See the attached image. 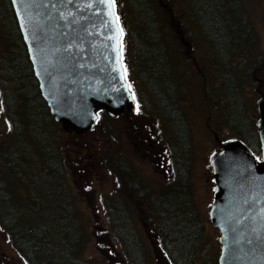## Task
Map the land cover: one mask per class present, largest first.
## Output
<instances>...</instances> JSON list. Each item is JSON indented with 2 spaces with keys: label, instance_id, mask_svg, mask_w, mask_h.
I'll use <instances>...</instances> for the list:
<instances>
[{
  "label": "rangeland",
  "instance_id": "1",
  "mask_svg": "<svg viewBox=\"0 0 264 264\" xmlns=\"http://www.w3.org/2000/svg\"><path fill=\"white\" fill-rule=\"evenodd\" d=\"M242 2L253 22L255 34L258 36L255 50L264 58V0H242ZM156 3L160 8L166 6L171 9L166 11L170 15L168 17H165V14L162 15V11H160L161 17L159 19L162 20V34L167 39V42H161V48L164 46L167 53L169 51L174 52L175 59L181 57L180 60L176 61L177 74L186 75L187 71L189 73L190 64H193L195 69L204 68L210 72L211 76L213 70L209 59L211 51L205 50L200 45L201 42L190 41L185 36V30L181 23L184 17L180 16L178 20L175 17V13H184L183 1L156 0ZM222 4L223 1L218 0V6L221 7ZM2 10H0V153L5 150V153H9V149L5 148L15 135V133L12 134V122L15 121L17 131L28 129L32 134L27 138V143L16 142V145L14 142L13 145L14 151L20 155V162L23 163L21 164L22 167L16 168L23 170V173L17 175L9 169L0 173V254L2 255V264H27L20 251L12 245L11 233L7 225L9 223L19 224L21 221L27 220L41 225L46 224L52 212L48 213L40 206L42 204L48 205L49 200H51V206L55 202L52 198L43 197L41 187L44 186V192H48L47 184L34 181L35 178L43 180L41 178L43 175L46 176V179L52 178L50 171H46L48 163L44 160L46 144L42 146L33 132L37 117L34 106L39 99L36 97L33 85L30 84V76L24 73L20 77L14 70L19 60L21 61L19 56L17 61V56L12 55V44L18 43L15 41L17 40L16 28L8 8L2 7ZM6 15L8 23L3 22L2 19L3 17L6 20ZM143 20L146 21V18ZM154 20L153 15H148L146 23L154 24ZM224 21L226 22V20ZM221 27L225 28L224 25ZM179 30L182 31L185 44L181 43L178 37L177 32ZM7 34H9L8 37ZM138 40L144 58L146 56L144 45L149 51L150 44L143 42L141 27ZM121 51L123 59H125L124 65L127 68L132 91L136 92L137 90V93L143 94L142 98H145L147 91L134 71L136 70L137 55L132 42H123ZM219 52L222 54L221 51ZM253 76L254 79L251 83H256V85L250 87L248 83L244 82L243 91L246 95L243 112H245L246 132L248 134L251 128V133H253L247 137L255 143L253 137L257 133L256 122L259 117L257 103L264 99V66L260 72ZM4 77L8 78L7 86L10 89H6ZM20 78L29 82L28 92L31 95L26 97L18 90ZM158 82L161 83L162 79H158ZM175 84L180 86L182 90L181 105L179 104V106L186 115V122L190 127L192 138L189 150L184 153V148L180 147V161H184L182 164L186 167L187 185L195 210L193 212L202 227V240L198 245L195 263L202 264V260L206 259L209 264H217L216 259L220 250L217 243L219 232L211 225L208 216L214 186L210 157L220 148L223 141L237 139L235 137L238 134L229 128L227 119L220 115V110L211 105L209 89L206 90L200 76L194 77L190 73V77L176 79ZM137 107L131 113H123L113 117L104 112L108 117L104 116L101 124L97 123L92 130L82 135L64 132L62 128L57 130L55 134L57 142L54 141V143L60 149V161L65 170L66 182L73 205L76 208V220L83 225L86 238L84 243L81 242L79 250L69 258L72 264H127L122 257L121 245L109 230L108 219L105 215V208H103V204L105 203L106 206L115 194L123 203H126L127 206H121L129 212L138 238L137 243L127 251L128 254L134 255L131 257L136 264L141 261L139 250L142 252L144 250L146 256L144 264H162L161 260H165L157 247L156 223L154 222L156 218L151 215L150 198L148 196L143 197L148 199L149 203L131 201L134 192L130 190L127 172L133 175V180L138 187L145 185L158 191L155 194H159L160 189L171 191L174 186H180V183L172 180L173 168H170L172 155L168 149L170 146H176L169 126L158 115L156 108L150 105L144 110L140 104ZM43 131L47 136V128H44ZM44 138L42 137L41 140ZM50 144L52 145V143ZM19 146L23 147L21 152ZM176 154L177 149L174 150V155ZM149 156H154L157 163L153 164ZM1 166L6 168L0 155ZM24 180L27 182L24 183ZM179 198L180 196H174L171 201L164 202L163 205H171L170 207L176 210L181 204ZM101 199H104L105 202ZM16 204L22 208L30 206L29 211L31 212L22 211V213L20 209L13 208V205ZM30 213L31 215H29ZM38 214H41L42 218L39 219ZM28 215L31 217L29 218ZM51 224L53 223L51 222ZM177 224L174 222L178 229L179 225ZM64 228L68 229L69 226L66 224ZM77 235H79L78 230L76 231ZM61 236V241L52 236L50 245L54 249L53 252L67 243L68 238L65 231L61 233ZM55 240L57 241L55 242ZM164 243H171V241H164Z\"/></svg>",
  "mask_w": 264,
  "mask_h": 264
},
{
  "label": "trees",
  "instance_id": "2",
  "mask_svg": "<svg viewBox=\"0 0 264 264\" xmlns=\"http://www.w3.org/2000/svg\"><path fill=\"white\" fill-rule=\"evenodd\" d=\"M182 1L185 7L184 13H175V17L177 20L180 16L184 17L181 23L185 30V36L190 41L201 42L202 44L200 45L205 50L211 51L209 58L210 64L213 67L211 76H209V71L207 72L204 68L197 70L193 64H190L189 73L187 71L186 75L177 74L176 61L180 60L181 57L175 59L176 55L174 52L169 51L167 53L164 46L161 48V42H167V39L162 34V20L159 19L161 17L160 11H162V15L165 14V17H168L170 15L166 11L171 10L170 8L164 5L165 8H160L156 0H113V5L118 24L123 33L122 43L132 42L137 55L135 61L136 70L134 71L138 80L147 91L145 98H142L143 94H138L136 90L135 96L138 101V107L140 104L144 110L150 105L156 108L158 115L169 126L176 146H170L169 152L172 155V166L176 175L174 179L180 183L177 189V194L180 196L179 199H181L180 206L174 210L170 207L171 205H163L164 202L171 201L175 196L171 191L166 194L165 191L159 194H147L150 200H152L149 207L151 208V215L153 218H156V221H154L156 223V239L164 255L167 256L172 264H196L195 256L198 245L202 240V227L194 215L193 201L187 185L186 167L182 164L184 161H180V147L184 148L185 153L190 149L192 138L190 127L186 122V115L179 106V104L181 105L182 90L180 86L175 84L176 79L190 77V73H192L194 77L200 76L205 87L211 86V91L209 92L211 105L215 109L220 110V115L227 119L229 128L233 129L240 136L235 138L243 141L251 152L257 156L260 151L257 133L253 137L255 143L251 142L247 137L253 133H251V128L248 134L246 132L245 112H243L246 93H244L243 88L245 86L244 82L248 83L250 87L256 85V83H251L254 79L253 75L261 71L262 66H264V58L255 50L258 36L255 34L253 22L242 0H222L223 4L221 7L218 6V0ZM2 7H7L10 10L11 4L9 0H0L1 11H3ZM148 15L154 16V24L146 23ZM144 18H146V21L143 20ZM2 19L3 22L8 23V20H5L3 17ZM221 25H224L225 28L223 29ZM140 27L142 28L143 42H148V45L150 44L149 51H147V46L144 45V52L146 54L144 58L142 57L141 44H139L138 40ZM15 28V36L17 38L15 41L18 43L12 44V55L17 56V61L19 56L21 61L19 60L14 70L20 77L24 73L30 76V84L33 85L36 97L39 99L34 106L37 117L36 125L33 128L35 131L33 132L36 134L37 137L35 136V138H38V140L46 136V133L43 131L44 128H47L48 134L46 136V146L44 147V160L48 163L46 171H50L52 180L46 179V176L43 175L41 177L43 180L35 178L34 181L47 184L49 187L48 192H44V186L41 187L43 197L52 198L55 203L51 206V200H49L48 205L42 204L40 206L47 210L48 213L52 212L46 224L41 225L27 220L21 221L19 224L9 223L7 226L11 233L12 245L20 251L27 264H72L69 258L79 250L81 242L83 241L84 243L86 238L84 236L83 225L76 220V208L73 205L66 182L65 170L60 161V149L54 143V141L57 142L55 134L57 130H60L61 126L54 121L45 101L39 95L37 81L33 76L25 45L19 29L17 26ZM177 34H179L178 37L181 43L185 44L186 41L183 39L182 31L179 30ZM4 78L6 81L5 86H7L8 78ZM158 79H162V82L159 83ZM214 80H216L215 84L213 83ZM18 85V90L23 95L26 97L31 95L28 92V81L20 78ZM7 88L10 89L8 86ZM104 116L108 117L104 112L98 113L96 125L97 123L101 124ZM228 130L231 131L230 129ZM31 134L28 129L17 131V133L15 132L13 142H19L20 144L27 143V138ZM19 147V151L21 152L23 147ZM175 149H177L176 155H174ZM3 157L7 170L9 169V171L17 175L23 173V170L16 168L22 167L21 164L23 163L20 162V155L14 151L13 146L9 149V153H6ZM40 174L42 173L40 172ZM127 177L135 188L132 198L135 196L143 198L145 196L144 192H141L145 191L143 185L140 189L135 184L133 175L129 172H127ZM129 180H127L128 183ZM26 182L24 180V183ZM54 184L55 186L53 187ZM115 195L111 197L110 202L108 201L109 203L106 206L105 203L103 204L105 215L108 219V227L121 245L124 261L127 264H136L135 260L131 257L134 255L131 254L130 256L127 252L137 243L138 238L134 230V224L129 212L119 205L120 202L118 201L120 199ZM101 200L105 202L104 199ZM124 204L126 205V203ZM13 208L20 209L21 212H31L29 211L30 206L22 208L16 204L13 205ZM38 218H42L41 214H38ZM174 222L178 223V229L174 225ZM77 223H79L78 226ZM66 224L69 226L68 229L64 228ZM77 230L79 235L76 236ZM63 231L67 234V243L53 252L54 249L50 245L52 236L61 241V233ZM164 241H171V243H164ZM77 245L79 246L76 248ZM139 255L141 259L139 264H144L146 261L144 250L143 252L139 250ZM202 264L209 263L206 259H203Z\"/></svg>",
  "mask_w": 264,
  "mask_h": 264
},
{
  "label": "water",
  "instance_id": "3",
  "mask_svg": "<svg viewBox=\"0 0 264 264\" xmlns=\"http://www.w3.org/2000/svg\"><path fill=\"white\" fill-rule=\"evenodd\" d=\"M42 98L65 132L82 135L99 111L133 112L112 0H10ZM260 158L240 140L210 159L209 219L218 264H264V99L257 103Z\"/></svg>",
  "mask_w": 264,
  "mask_h": 264
},
{
  "label": "flooded vegetation",
  "instance_id": "4",
  "mask_svg": "<svg viewBox=\"0 0 264 264\" xmlns=\"http://www.w3.org/2000/svg\"><path fill=\"white\" fill-rule=\"evenodd\" d=\"M9 11H10V13H11V18H12V20H13L14 25L17 26V28H18L17 21H16V18H15V15H14V12H13L12 7H11V9H10ZM6 20H8L7 15H6ZM207 72H208V71H207ZM209 76H210V75H209ZM213 83L215 84V83H216V80H214ZM0 87H1V86H0ZM207 88L209 89V92H210V91H211V86L206 87V90H207ZM37 89H38V85H37ZM256 89L258 90V87H257ZM0 90H1V88H0ZM38 92H39V89H38ZM39 95H40V92H39ZM40 96H41V95H40ZM0 97H1V91H0ZM15 125H16V123L12 122V134L15 133V132L17 133V129L15 128ZM13 139H14V137H13ZM13 139H12L11 142H9V144H7V146H6L5 149H10V148L14 145V142H15V141L13 142ZM46 141H47L46 136H45L44 140H40V143L42 144V146H44V145L46 144ZM15 144H16V142H15ZM5 151H6V150H5ZM5 151L0 153L1 158H2V162H3L4 164H5V160H4V157H3V156L7 153V152L5 153ZM149 158L152 160L153 164H154V163H157V159H154V156H149ZM170 168H172V166H171ZM6 170H7V169L4 168V166H1V167H0V173H1V171L5 172ZM2 175H3V174H2ZM174 175H175V172H174V168H173V172H172V180H173V182H176L175 179H174ZM127 180H129V179H127ZM176 183H177V182H176ZM129 186H130V190H134V189H135V188L132 186V183L130 182V180H129ZM143 188H144L145 191H141V192H142V193L144 192L145 196H147V194H155L156 192H158V191H155L154 189H151V188H149V187H147V186H145V185H143ZM140 189H141V187H140ZM177 189H178V187H177V186H174V188L171 190V192L174 193L175 196H176V193H177ZM162 191H165V194H166L167 192H169L168 190H161V189H160L159 192H162ZM177 196H178V194H177ZM131 201H132V202L141 201V202H148V203H149V201H152V200L149 199V201H148V199H145V198H137V197L135 196L134 198L131 199ZM165 201H167V199H165ZM166 203H167V202H166ZM156 242H157V247H158L160 253L162 254L163 258L165 259V260H163V259L161 260L162 264H170L169 261L164 257V255H163V250H162V248L160 247L158 241H156ZM1 262H2V255L0 254V264H2Z\"/></svg>",
  "mask_w": 264,
  "mask_h": 264
},
{
  "label": "bare ground",
  "instance_id": "5",
  "mask_svg": "<svg viewBox=\"0 0 264 264\" xmlns=\"http://www.w3.org/2000/svg\"><path fill=\"white\" fill-rule=\"evenodd\" d=\"M177 194V193H176Z\"/></svg>",
  "mask_w": 264,
  "mask_h": 264
}]
</instances>
